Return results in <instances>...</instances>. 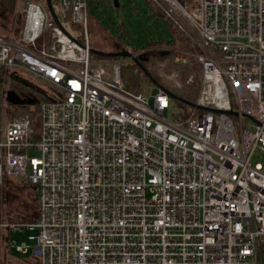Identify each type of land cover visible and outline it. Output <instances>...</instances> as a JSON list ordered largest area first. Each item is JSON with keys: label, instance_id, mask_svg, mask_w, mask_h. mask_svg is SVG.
Listing matches in <instances>:
<instances>
[{"label": "built area", "instance_id": "built-area-1", "mask_svg": "<svg viewBox=\"0 0 264 264\" xmlns=\"http://www.w3.org/2000/svg\"><path fill=\"white\" fill-rule=\"evenodd\" d=\"M91 1L59 0V23L29 1L0 34L7 77L59 88L33 124L4 117L0 84V185L23 179L37 202L34 220L0 224L30 241L6 247L39 264H264V0H152L198 34L192 106L173 91L194 75L135 94L126 61L92 58Z\"/></svg>", "mask_w": 264, "mask_h": 264}, {"label": "rangeland", "instance_id": "rangeland-1", "mask_svg": "<svg viewBox=\"0 0 264 264\" xmlns=\"http://www.w3.org/2000/svg\"><path fill=\"white\" fill-rule=\"evenodd\" d=\"M29 1L40 0H0L1 35L9 36L13 33V29H15L16 32L20 31L23 24V13ZM151 1L152 0H150V2ZM150 2L148 0H92L89 9V37L92 43L91 50L110 54L123 48L134 55L135 53L141 52V50H146L142 47L145 46V43L149 39L158 42L160 37H162L165 41H168L170 39V28H172V23L175 26L177 25L172 18L162 11L160 7L156 6L153 1ZM152 4L164 14L159 15V11H156ZM118 6L120 7L119 11H117L116 8ZM179 21L185 30L184 34L196 40L198 38L197 32L186 24L183 19H179ZM117 26L123 27V31L120 33L117 32ZM157 49H164V51H161L162 56H164L165 51H167L166 47H152L150 50H146L145 53L140 54V61H145L148 53L149 58L155 60L156 56H160L157 54ZM96 57L100 61H126L125 65H127L128 62H133L124 57L116 59ZM163 66L164 63L157 64V67L162 68ZM160 74L162 81L168 87L179 79L177 72H160ZM197 78L200 80V71ZM3 87L6 90V96L2 105V110L4 117L9 119L11 118L8 116V108H10L11 105L20 106L24 104L46 103L56 98L59 91L57 86H54L47 80L18 67H14L10 70V75L8 77L6 76V80L3 81ZM245 121L247 122V120ZM10 180L13 186L6 184V181L0 185V224H19L32 221V219L30 220L28 217L31 213L36 212L34 210V203L36 204V193L34 188L28 185L23 179L11 178ZM18 186H20L19 190H17ZM5 237L9 238V241L16 245L30 243L19 227L11 230L0 227V263L31 264L30 260L33 259L32 253L21 254L9 250L5 245Z\"/></svg>", "mask_w": 264, "mask_h": 264}, {"label": "trees", "instance_id": "trees-1", "mask_svg": "<svg viewBox=\"0 0 264 264\" xmlns=\"http://www.w3.org/2000/svg\"><path fill=\"white\" fill-rule=\"evenodd\" d=\"M43 1L44 0H40L39 2L43 3ZM148 1L150 2V0ZM179 1L183 2V0ZM52 3L56 7L59 3V0H52ZM153 6L156 11H159V15L164 14L155 5ZM116 8L117 11H119L120 7L118 6ZM170 29V39L168 41H165V39L162 37H160L158 42H154L149 39L145 43V46L142 47L143 49H149L152 47H166L167 51H165L164 56L159 54L160 56H156L155 60H151L149 58V61L143 62L142 64L145 70L135 62H128L127 65L123 66L121 71L123 86L127 91L140 94L145 93L146 89L151 85L152 82H156L161 86L166 85L160 77V72H177L179 80L184 82L183 84H185V80H187L189 76L194 75L195 81L193 85L189 87L185 86L181 90H174L173 95L189 102L195 101L200 87V82L197 78L200 69L196 58L190 54L194 51V47L192 45L191 39L187 37L180 28L172 23V28ZM116 30L120 33L123 31V27L117 26ZM128 35L130 36L129 33ZM92 58L94 60H98L96 55H92ZM158 63H164V66L162 68L157 67ZM4 80H6L5 71L3 68H0V84L3 83ZM176 104L177 106H182V104L178 101H176ZM27 105H9L10 108H8V116L10 118L17 116H29L33 124H36L39 119L40 103ZM30 261L31 264H39V262L35 259Z\"/></svg>", "mask_w": 264, "mask_h": 264}, {"label": "water", "instance_id": "water-1", "mask_svg": "<svg viewBox=\"0 0 264 264\" xmlns=\"http://www.w3.org/2000/svg\"><path fill=\"white\" fill-rule=\"evenodd\" d=\"M117 3V2H116ZM46 4H47V7H48V10L49 12L51 13L53 19L59 23V19H58V16L54 10V7H53V3H52V0H46ZM92 53L96 56H99V57H102V58H106V59H116V58H121V57H124V58H131L133 55L126 49H120L119 51L117 52H114V53H110V54H105V53H102V52H97V51H92ZM147 59V58H146ZM133 61L138 64L140 67H142L144 69V66L143 64L136 58L133 59ZM146 61V60H145ZM145 70V69H144ZM155 84H157L156 82H153ZM174 100L182 103V104H185V105H189V106H192L193 104L187 100H184L182 98H178L177 96H173Z\"/></svg>", "mask_w": 264, "mask_h": 264}, {"label": "crops", "instance_id": "crops-1", "mask_svg": "<svg viewBox=\"0 0 264 264\" xmlns=\"http://www.w3.org/2000/svg\"><path fill=\"white\" fill-rule=\"evenodd\" d=\"M11 178H8V179H6L5 181H6V184H9V185H11V186H13V184L10 182L11 180H10ZM29 185V184H28ZM19 187L20 186H18L17 188V190H19ZM35 197H36V194H35ZM35 200H36V198H35ZM34 206H35V208H34V210L36 211V212H33V213H31V215H29V217H28V219H32V220H34L35 218H36V216H37V202H36V204L34 203ZM33 209V208H32ZM27 212H29L27 209H25Z\"/></svg>", "mask_w": 264, "mask_h": 264}]
</instances>
